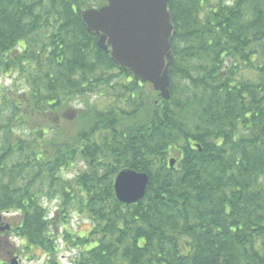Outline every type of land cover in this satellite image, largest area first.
Listing matches in <instances>:
<instances>
[{"label": "trees", "instance_id": "obj_1", "mask_svg": "<svg viewBox=\"0 0 264 264\" xmlns=\"http://www.w3.org/2000/svg\"><path fill=\"white\" fill-rule=\"evenodd\" d=\"M102 2L0 0L9 235L43 264H61L58 241L76 251L69 264H264V0L168 1V101L87 32L80 12ZM126 169L148 177L132 205L113 190ZM72 214L87 237L64 227Z\"/></svg>", "mask_w": 264, "mask_h": 264}, {"label": "water", "instance_id": "obj_2", "mask_svg": "<svg viewBox=\"0 0 264 264\" xmlns=\"http://www.w3.org/2000/svg\"><path fill=\"white\" fill-rule=\"evenodd\" d=\"M99 9L80 12L87 32L98 38L97 46L121 70L139 84H149L162 101L170 98L168 67L173 60L170 41L175 34L167 11L169 0H105ZM175 161L169 162L173 168ZM148 183L145 174L122 170L114 178L116 200L123 205L144 198ZM3 217L0 215V225ZM9 226H0V232ZM10 264H19L12 258Z\"/></svg>", "mask_w": 264, "mask_h": 264}, {"label": "rangeland", "instance_id": "obj_3", "mask_svg": "<svg viewBox=\"0 0 264 264\" xmlns=\"http://www.w3.org/2000/svg\"><path fill=\"white\" fill-rule=\"evenodd\" d=\"M87 4H95V5H102L103 2L102 0H87ZM2 79V80H1ZM0 79V84L3 83V87H7L9 82L7 79L1 78ZM91 101L94 100V97H92L90 99ZM99 104V103H98ZM172 158H177L172 157ZM82 165L81 164H76L74 166H72L67 172H64L63 176L69 180L73 179V176H75L76 174L79 173V171L82 170ZM48 210L50 211V217H53L55 211H56V203H48V205H46ZM7 220H11V222L13 224H17L18 223V219L16 216L14 217H7ZM68 225L64 226L66 227L68 230H70L73 234L80 236V237H87V235L89 234V231L91 230V223L83 216H77L72 214L70 216V218L67 220ZM4 235V234H3ZM2 238H4V240H6L9 244L6 248H4L6 251H8V253L10 252L12 255L16 256L19 264H43L44 260L43 258L41 259H36V256H39L40 253L36 250H34V258H30L28 255H22L25 252L23 251L22 248H20L18 245V241L16 239L13 238V236L11 235H6L5 237L1 236ZM59 244V254L58 257L60 258V262L61 264H69L68 261L70 258H72L73 256H75L76 251L73 250L71 252H66L61 245V242L58 241ZM20 251V255L18 254V252ZM6 259L5 261H8L7 256L5 255Z\"/></svg>", "mask_w": 264, "mask_h": 264}, {"label": "flooded vegetation", "instance_id": "obj_4", "mask_svg": "<svg viewBox=\"0 0 264 264\" xmlns=\"http://www.w3.org/2000/svg\"><path fill=\"white\" fill-rule=\"evenodd\" d=\"M11 224V223H10ZM12 229V228H11Z\"/></svg>", "mask_w": 264, "mask_h": 264}]
</instances>
